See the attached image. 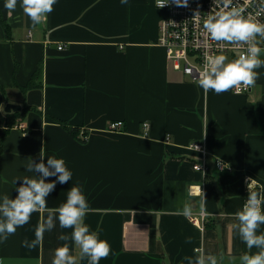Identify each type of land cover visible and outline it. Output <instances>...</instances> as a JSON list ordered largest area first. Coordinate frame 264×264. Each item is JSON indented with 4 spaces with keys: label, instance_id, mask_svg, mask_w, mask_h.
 Masks as SVG:
<instances>
[{
    "label": "crops",
    "instance_id": "0c3cea01",
    "mask_svg": "<svg viewBox=\"0 0 264 264\" xmlns=\"http://www.w3.org/2000/svg\"><path fill=\"white\" fill-rule=\"evenodd\" d=\"M166 14L155 0H57L33 26L19 0L12 10L0 0V194L17 195L21 178H13L32 175L22 163L38 161L41 150L45 162L63 157L73 172L48 194L49 207L64 202L72 183L83 185L90 204L84 222L111 247L99 264H187L185 256L201 251L216 255L217 264H239L249 250L230 213L245 202L246 174L264 190V74L247 93L205 91L167 59L159 42ZM7 101L22 107L7 112ZM117 120L123 126L110 130ZM143 121L150 122L146 134ZM203 140L206 173L193 168L201 153L189 146ZM217 157L233 170H218ZM193 184L203 191L191 193ZM202 195L200 227L177 209L190 201L201 217ZM42 215L33 212L0 242V264H52L63 244L76 264H88L72 229L58 222L38 246L22 243L35 238Z\"/></svg>",
    "mask_w": 264,
    "mask_h": 264
},
{
    "label": "clouds",
    "instance_id": "9594fccd",
    "mask_svg": "<svg viewBox=\"0 0 264 264\" xmlns=\"http://www.w3.org/2000/svg\"><path fill=\"white\" fill-rule=\"evenodd\" d=\"M120 4H127L128 0H119ZM57 0H19V6L27 15L33 26L39 25L46 15L53 10ZM174 3L177 6H187L188 0H156V7ZM218 5L216 10L210 11L203 20V27L212 41L231 43L236 47L246 45V49L229 60L223 51L206 54L203 67L197 70V84L215 93L226 92L237 88L238 85H253L258 76L264 74L257 69L264 68V22L245 14L242 5L237 6L236 0H213ZM264 7V0H261ZM4 7L12 10L17 7V0H4ZM238 90V88H237ZM2 111V110H0ZM40 159L36 162L28 159L22 163L28 173L32 175L16 176L12 184L21 178L17 186V195L11 198L9 194H0V242L14 233L18 226L28 223L33 212H46L35 226V238L22 243L33 248L40 244L43 234L52 230L57 222L61 228H71L70 238L79 246V259L87 258L88 264H99L101 258L109 255L111 247L106 239L99 237L98 231L90 230L84 222V217L90 209L89 201L80 182L72 183L67 190L66 199L59 206L53 208L47 205L46 197L59 182L73 180V172L66 165L63 157L47 155L40 150ZM219 161V160H218ZM47 177H55L47 180ZM248 187V185H247ZM204 195L200 197L199 212L206 215ZM264 190L248 191L242 208L234 213L236 222L232 227L249 251L239 256V264H264V231L257 229L264 225ZM177 212L186 218L193 215V205L186 201ZM61 240L69 239L61 234ZM192 237H186L191 241ZM257 251L252 252L251 249ZM78 257L71 254L68 244L55 249L52 264H76ZM187 264H217V256L212 253L199 252L195 257L185 256Z\"/></svg>",
    "mask_w": 264,
    "mask_h": 264
},
{
    "label": "built area",
    "instance_id": "2783aa9c",
    "mask_svg": "<svg viewBox=\"0 0 264 264\" xmlns=\"http://www.w3.org/2000/svg\"><path fill=\"white\" fill-rule=\"evenodd\" d=\"M237 6L244 7L245 14H250L254 19L264 22V7L261 6V0H236ZM156 3V0H155ZM218 5L213 4V0H188L187 6H177L169 3L161 8L165 9L167 14L161 20L159 29V42L166 49L167 59L171 62L174 69L183 71L191 78H198L197 70L203 67L206 54L218 53L223 51L229 60L236 58L240 52L246 49V45L236 47L231 43L212 41L203 27V20L209 12L216 10ZM261 46L264 47V38H261ZM62 48L63 45L58 46ZM238 88V90H237ZM233 91L238 94L247 93L252 89V85H238ZM124 124L123 120L112 121L109 123L110 130H118ZM23 128V134L27 135L23 123H18ZM144 134L150 128L149 121L142 122ZM83 137L85 133H81ZM190 147L201 153V160L193 162V168L203 173L208 172L209 163L207 161L208 150L205 141H195L190 143ZM219 160V161H218ZM215 165L220 171H232L233 165L227 160L217 157ZM246 186V197L248 191H260V184L246 174L244 177ZM248 185V187H247ZM203 191L201 185H191V193H201ZM204 215L190 218L195 224L202 227Z\"/></svg>",
    "mask_w": 264,
    "mask_h": 264
},
{
    "label": "water",
    "instance_id": "95a60500",
    "mask_svg": "<svg viewBox=\"0 0 264 264\" xmlns=\"http://www.w3.org/2000/svg\"><path fill=\"white\" fill-rule=\"evenodd\" d=\"M21 107L22 106L20 104H17V103L11 102V101H7L6 105H5V111H7V112H10L12 110L17 111V110H20Z\"/></svg>",
    "mask_w": 264,
    "mask_h": 264
},
{
    "label": "trees",
    "instance_id": "16d2710c",
    "mask_svg": "<svg viewBox=\"0 0 264 264\" xmlns=\"http://www.w3.org/2000/svg\"><path fill=\"white\" fill-rule=\"evenodd\" d=\"M35 75H36V73H35ZM30 85H31V83H29ZM29 85V86H30ZM25 86H28V84H26ZM67 128H69V130H70V132L73 134V135H77L78 133H79V129H80V127L79 126H69V127H67Z\"/></svg>",
    "mask_w": 264,
    "mask_h": 264
}]
</instances>
